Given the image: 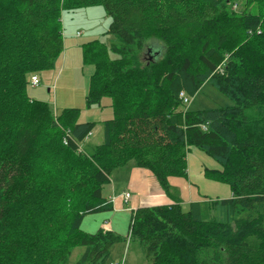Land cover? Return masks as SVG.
Listing matches in <instances>:
<instances>
[{
  "label": "trees",
  "instance_id": "obj_1",
  "mask_svg": "<svg viewBox=\"0 0 264 264\" xmlns=\"http://www.w3.org/2000/svg\"><path fill=\"white\" fill-rule=\"evenodd\" d=\"M93 5L118 41L82 43L94 67L86 104L113 108L88 154L80 143L96 122L57 115L27 87L64 51L62 11ZM205 82L234 104L181 109L180 93L190 102ZM190 148L219 165L204 174L231 196L138 207L129 239L150 264H264V0H0V264H65L77 246L74 264H107L122 237L81 224L113 210L111 173L147 169L171 196Z\"/></svg>",
  "mask_w": 264,
  "mask_h": 264
},
{
  "label": "rangeland",
  "instance_id": "obj_2",
  "mask_svg": "<svg viewBox=\"0 0 264 264\" xmlns=\"http://www.w3.org/2000/svg\"><path fill=\"white\" fill-rule=\"evenodd\" d=\"M253 11L255 10L253 9ZM61 20L64 51L61 57L55 61L53 68L38 74L40 80L38 86L28 85L27 95L31 99L48 102L57 115H60L65 108H76L79 110L80 122L96 120V126L92 133L80 143L81 149L89 154L96 145L102 142L103 130L101 121L113 116V108L109 97H102L98 104L87 106L86 90L88 89L89 79L94 67L92 64L83 63L82 44L80 42L97 39L109 46L111 43H117L118 40L114 35L105 33L110 23V17L106 14L102 5L78 8L74 11L64 10L61 13ZM68 28H70V31L73 30V32L78 31L76 34L74 33L75 37L68 33ZM81 32L80 38H77V34ZM73 45L74 47H72ZM156 46L154 45V47ZM155 51L157 50L155 49ZM142 56L143 59L147 58L148 52L145 51ZM233 104L234 102L231 99L210 83L205 82L195 95L190 97V102L186 106H181V109L186 108L187 110L197 111L227 107ZM193 150L195 149L190 148V152ZM210 159L214 163V160L210 157L204 160L209 162ZM120 168L111 173L110 178L112 181L103 185L104 196L111 192L112 185L117 180L124 178L125 173L123 171L125 168ZM123 199L127 201L125 194ZM186 207L187 205L183 206V209H186ZM133 212L134 210H130V213L128 211H103L84 217L81 229L89 233H93L100 228L105 231L108 230L110 224L108 225V221H104L105 219L111 220V222L117 220L118 229L116 230H118L117 234L122 237V240L111 246L107 264H117L121 261L124 264H150L145 256L144 246L137 240L129 239L131 235L128 225ZM98 226L101 227L97 229ZM83 251V246L75 247L65 264H74Z\"/></svg>",
  "mask_w": 264,
  "mask_h": 264
},
{
  "label": "crops",
  "instance_id": "obj_3",
  "mask_svg": "<svg viewBox=\"0 0 264 264\" xmlns=\"http://www.w3.org/2000/svg\"><path fill=\"white\" fill-rule=\"evenodd\" d=\"M68 31L73 37H75L74 33L76 34L78 32H73V30L70 31V28H68ZM81 34L82 32L76 37L80 38L79 36H81ZM84 42L85 41H82L80 43L82 44ZM72 47H74V45ZM87 119H89V117H87ZM191 155H193V158ZM205 158L207 159L209 156L196 149L187 154L188 175L186 177L172 176L168 178L171 196L163 191L151 171L132 164L123 167L125 168L123 171L125 173L124 178L122 180H117L115 184L112 185L111 192L105 197L112 200V211H128L129 213L130 210H135L138 207L169 204L173 200L179 201L182 207L187 205L185 209L187 210L190 204L194 202H202L215 198H229L231 196V191L227 185L208 179L205 176V169L219 168V165L215 161L213 163L210 159L209 162H206L204 160ZM111 181L112 179L110 178V182ZM126 193H129L130 196L127 201H124L123 196ZM104 221H108L110 230L118 233V230H116L118 229L117 220L111 222V220L105 219ZM100 227L101 226H98L97 229Z\"/></svg>",
  "mask_w": 264,
  "mask_h": 264
},
{
  "label": "built area",
  "instance_id": "obj_4",
  "mask_svg": "<svg viewBox=\"0 0 264 264\" xmlns=\"http://www.w3.org/2000/svg\"><path fill=\"white\" fill-rule=\"evenodd\" d=\"M38 84H39V79H38V77H37L36 75H33V76L31 77V85H32V86H37ZM180 96L183 98V102H185V103H189L188 98H187L186 96H184L183 93H180ZM64 143H66L65 139H64ZM129 196H130L129 193H126V194H125V199L128 200ZM109 264H113V263H109ZM117 264H124V262L121 261V262H119V263H117Z\"/></svg>",
  "mask_w": 264,
  "mask_h": 264
}]
</instances>
